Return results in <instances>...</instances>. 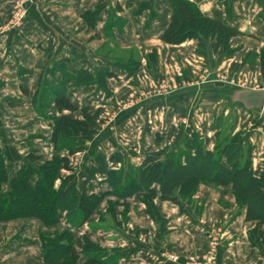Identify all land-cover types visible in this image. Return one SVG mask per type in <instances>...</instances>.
<instances>
[{
    "label": "crops",
    "instance_id": "crops-1",
    "mask_svg": "<svg viewBox=\"0 0 264 264\" xmlns=\"http://www.w3.org/2000/svg\"><path fill=\"white\" fill-rule=\"evenodd\" d=\"M31 1L32 6L22 26L5 29L11 13L12 0H0V153L4 156L10 177L20 169L32 150H36L37 156L44 160L53 155L52 146L48 142L51 134L49 122L39 118L31 104L41 71L56 61L73 57L75 61L69 66L70 72L85 69L93 73L109 61L101 55V49L105 46L119 45L122 49L136 50L140 55L141 66L135 74L139 80H132L134 77L127 78L126 73L121 70H113L118 80L131 79L132 94L146 91L147 87L153 86L155 76L165 78V72H169L168 83L171 84V81H174L173 76H195L200 72L196 70L201 69L204 74L209 73L207 85L202 89L211 86L213 93L225 101L227 114L241 110L253 118L256 116L257 120L264 119V110L247 112L238 104L231 105L226 97L221 95L224 90H220L221 88L210 81L211 77H216V73L227 72L232 65H241L246 54L258 55L264 49V21L261 18L264 15V0H229L230 17H227L225 7L218 0H188L194 3L205 17L226 23L241 33V36L230 40V48L237 51L229 57L214 55L210 43L206 45V56L197 54L194 41L177 46L162 43L160 36L167 28L171 16L169 0ZM97 8L101 10L94 21H87L85 15ZM107 24L110 25L108 32L105 31ZM241 70L251 71L248 73V79L256 82L251 86H237L233 81L235 77H230L227 82L233 90L258 87L264 89V80H261L256 65L254 68L245 65ZM139 76L143 77L142 80ZM113 82L116 81L108 82L110 90V84ZM175 84L171 87V92H175L168 97V102L176 100V90L179 87ZM22 89L28 94H23ZM67 97L80 109L89 108L90 113L96 102L102 100L105 94L95 86H83L70 89ZM150 99L152 102H158L164 98L154 96ZM131 103L136 104L133 101ZM49 115L57 117L53 107L49 110ZM262 122L260 120L258 124ZM161 130L163 131V128ZM161 130L158 129L156 133L149 135L139 131L136 135L140 134L138 140L141 141L148 138L154 140L157 136L166 140V136L160 133ZM198 134L209 140L214 139V134ZM260 134L252 133V137L256 135L255 142L250 139V135L247 141L239 131L234 135L239 137L240 151L250 157L254 174L257 176L264 164V138H261ZM182 137L175 140L172 146L179 143ZM160 148L154 147V150L146 151L144 147V152L148 154ZM118 150L117 147L116 151ZM141 158H132L130 164H139ZM91 164L92 162L86 167ZM62 175L67 173L62 172ZM82 180L83 175L79 183L76 181L78 187ZM107 190L106 184L98 185L96 182H90L86 187L88 194L98 197H102ZM141 197V194L125 200L104 197L102 202L107 201L110 206L115 204L121 207L118 209L115 206V217L110 218L108 223L101 222L99 217L104 215L107 209L105 205H101L81 228L67 224L64 212L58 213L57 225L50 228L33 219L20 225L0 223V264H43L40 235H53L64 231L73 238L74 244L69 256L76 258V264H84L86 261L82 255L84 238L113 256L111 264H190L188 261L194 259L201 261L206 248L207 227L212 226H219L223 231L217 264H264V245H261L264 240V225L246 220V209L237 207L230 187L200 186L192 205H185L187 214L179 213L175 205L162 202L157 197L154 204L160 216L167 221V232L163 235L158 224L147 216ZM123 206L126 207L128 220L126 227L121 219ZM252 230L255 234L253 232L251 236ZM165 251H173L178 260H162L160 256Z\"/></svg>",
    "mask_w": 264,
    "mask_h": 264
},
{
    "label": "trees",
    "instance_id": "trees-1",
    "mask_svg": "<svg viewBox=\"0 0 264 264\" xmlns=\"http://www.w3.org/2000/svg\"><path fill=\"white\" fill-rule=\"evenodd\" d=\"M169 1L171 16L160 36L162 43L177 46L194 41L197 52L202 55L206 54V45L210 43L214 55L234 54L229 42L241 36L240 32L226 23L205 17L188 0ZM218 1L230 17L229 0ZM100 10L97 8L87 13V21H94ZM261 18L264 21V15ZM108 29L110 25L107 24L105 31ZM251 57L252 54H247L243 63L246 64ZM255 57L260 78L264 80V49ZM74 61L75 58L67 57L43 69L32 95L33 110L39 118L49 122L51 158L37 165L41 157L32 150L20 169L10 177L0 153V222L14 218L34 219L50 228L57 225L58 213L64 212L67 224L81 228L104 197L125 200L141 194L146 214L159 223L163 235L167 221L159 215L154 200L158 197L162 202L175 205L179 213L187 214L185 205H191L197 185L204 184L215 188L230 187L237 207L246 209V220L264 224V164L260 174L255 175L250 157L240 151L239 137L225 143L226 137L217 125L213 127L212 149L208 148L209 139L196 131H188L179 143L146 154L137 165L130 164L121 150L110 156L92 153V164L84 168L83 180L78 187L70 165L71 158L84 150L86 141L93 138L97 124L89 115V108L75 106L68 99L67 92L78 87L95 86L109 97L108 82L118 80L113 70H121L127 78H132L141 64L131 55L124 62L109 60L93 73L85 69L72 73L69 66ZM221 89L233 90L231 87ZM21 91L28 94L23 89ZM51 107L57 117L49 115ZM77 113L79 117L70 116ZM156 138L157 142L161 140L160 136ZM62 172L67 175L63 176ZM90 182L106 184L108 190L102 197L88 194L86 187ZM40 242L45 264H76V258L69 256L74 241L68 232L40 235ZM82 255L86 259L84 264H111L113 257L87 238L83 239ZM61 257H65V261H61Z\"/></svg>",
    "mask_w": 264,
    "mask_h": 264
},
{
    "label": "rangeland",
    "instance_id": "rangeland-1",
    "mask_svg": "<svg viewBox=\"0 0 264 264\" xmlns=\"http://www.w3.org/2000/svg\"><path fill=\"white\" fill-rule=\"evenodd\" d=\"M4 28L7 29L6 26ZM236 51L237 50H235V52ZM197 54L199 53L197 52ZM101 55L112 61L117 60L124 62L131 55L138 61L141 60V57L136 50L122 49L119 45H114L113 47L105 46L101 49ZM243 60L241 61V65H232L230 70H227V72L225 71L224 73H222L220 71L216 73L215 76L220 77L219 80L221 81L223 80L228 82L230 77L231 79L235 77V79L233 78V81L237 86L254 85L256 81L254 82L248 79V73L251 71L244 72L243 70H241V68H243L245 65L249 66L250 68H254L257 61L256 57L252 54V57L249 58L246 64L243 63ZM192 67L194 66L192 65ZM196 71L200 72L195 76H188L186 78H182L184 77V74H181L182 76L178 77L173 76L174 78L171 76L176 83L175 84L173 83L174 81H171V84L173 85L168 83V79L170 78L168 77V75H170L169 72H165V78L155 76L156 80L153 86L151 85L147 87L146 91H141V93L136 92L135 94H132V90L130 89L131 79L121 78L120 80L110 84L111 90L109 88L108 89L111 92V95L109 97L105 96L102 100H98L96 102V105L93 106L89 113V115L92 116L97 124L93 138L88 139L86 141L84 150L73 156L71 159L70 165H72L71 169L75 175V181H77L78 183L81 181L83 168L92 162V153H100L105 156H110L117 150V147L126 155L128 161L131 162L132 158H134L132 157V154H134V156L136 155V158H141L143 154H146V152H144V147L147 151V149L154 150V147H161L160 149H163L164 147L172 146L175 140L180 139L182 135H184L188 131L196 130L198 131V133H201L202 136H211L215 133L213 130L214 125H217V128L221 131L222 135L226 137L225 143L231 141L235 137L234 135L236 131H239L241 135H244L247 141L248 136H251L253 132H256V134L258 135L260 134V132L263 133L260 135L262 136L261 138H264L263 118H260V120H262L263 122L258 124L260 120H257L256 116L253 118V116L244 114L241 110H236L227 114V105L225 101L222 100L219 95L213 93V90H211L210 88L211 86L209 88L202 89L203 86L207 85V75L209 73L204 74L203 71L201 72V69H197ZM139 77L140 79L143 78L142 76ZM135 79L139 80L138 76L135 77L134 75V78L132 80ZM178 82L179 84H177ZM174 84L176 87H179L176 90L178 91L176 93V100L168 102L166 101L168 97L172 95L171 93L175 92H171V90L173 89L171 87H174ZM221 95H223V93H221ZM102 96L104 95L102 94ZM154 96H163L164 99H161L158 102H152V99L150 98ZM136 98L138 100H135ZM131 101L136 104L131 105ZM72 116L79 117V113L73 114ZM257 116L259 117V115ZM161 128H163V131L161 130ZM158 129L161 130V134L166 136V140L162 137L158 142L156 140L157 138H155L154 140L151 138L144 139L142 141L138 140L140 134L136 135L137 132L144 131L149 135L151 133H156ZM255 137L256 135H254L253 137L251 136L250 139L255 142ZM209 141L210 144L208 145V148L212 149L214 146V139H211ZM244 156L246 157V155ZM49 159L50 158L46 160ZM46 160L42 159L41 157V160L37 165H41ZM200 186L208 185H197L196 191L191 198V205L194 201L193 199L197 192V189ZM101 203L99 206L105 205L107 209L105 214L99 217L100 221L108 223L110 222V218H114L116 215L115 208L117 207L118 209H120L121 207L115 204H111L110 206V203H108L107 201ZM121 219L122 222H124V226L126 227V224H128V220L126 216L125 206H123V215H121ZM26 220L28 219L14 218L13 220L0 223H12L15 225H20L22 223H26ZM152 221L159 226L158 222L154 220ZM165 231L167 232L166 229ZM207 231L208 235L211 233V235L214 236L213 238L215 239L217 245V247H215L214 249V264H217L218 251L220 249V246L222 245L223 231L219 226L207 227ZM253 232L255 234V231L252 230L250 232L251 236ZM261 245H264V242H262ZM164 253H166L169 258L175 257L178 260V256L173 251H165ZM210 253L211 249L207 246L206 240V248L201 261H198V259H194L188 261V263L198 264L199 262L207 261ZM60 260L65 261V257H61ZM43 264H45L44 260Z\"/></svg>",
    "mask_w": 264,
    "mask_h": 264
},
{
    "label": "water",
    "instance_id": "water-1",
    "mask_svg": "<svg viewBox=\"0 0 264 264\" xmlns=\"http://www.w3.org/2000/svg\"><path fill=\"white\" fill-rule=\"evenodd\" d=\"M210 81L218 88L230 87L228 83L219 81L217 77H211ZM223 95L231 105L238 104L247 112H262L264 110V89L262 87H258V89L237 88L232 91H224Z\"/></svg>",
    "mask_w": 264,
    "mask_h": 264
},
{
    "label": "built area",
    "instance_id": "built-area-1",
    "mask_svg": "<svg viewBox=\"0 0 264 264\" xmlns=\"http://www.w3.org/2000/svg\"><path fill=\"white\" fill-rule=\"evenodd\" d=\"M31 6H32L31 0H12L10 19L8 23L6 24V28L20 27L23 24L24 20L26 19ZM217 79L219 80L218 77ZM221 82L228 83L227 81H223V80ZM213 237L214 236H212L210 233L207 238V246L210 247L211 249L209 258L207 259V261H202V262H199L198 264H214V249L215 247H217V245ZM160 258L162 260L167 259L172 262L177 261V258L175 257L169 258L166 253H162Z\"/></svg>",
    "mask_w": 264,
    "mask_h": 264
}]
</instances>
